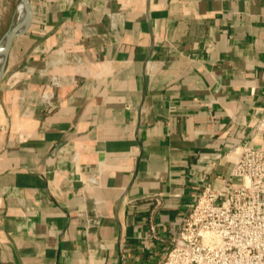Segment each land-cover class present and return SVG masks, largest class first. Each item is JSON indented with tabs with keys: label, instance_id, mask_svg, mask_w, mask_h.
<instances>
[{
	"label": "crops",
	"instance_id": "obj_1",
	"mask_svg": "<svg viewBox=\"0 0 264 264\" xmlns=\"http://www.w3.org/2000/svg\"><path fill=\"white\" fill-rule=\"evenodd\" d=\"M29 1L0 80V264H161L264 112V0Z\"/></svg>",
	"mask_w": 264,
	"mask_h": 264
},
{
	"label": "built area",
	"instance_id": "obj_2",
	"mask_svg": "<svg viewBox=\"0 0 264 264\" xmlns=\"http://www.w3.org/2000/svg\"><path fill=\"white\" fill-rule=\"evenodd\" d=\"M229 155V175L201 184L161 264H264V112Z\"/></svg>",
	"mask_w": 264,
	"mask_h": 264
},
{
	"label": "bare ground",
	"instance_id": "obj_3",
	"mask_svg": "<svg viewBox=\"0 0 264 264\" xmlns=\"http://www.w3.org/2000/svg\"><path fill=\"white\" fill-rule=\"evenodd\" d=\"M1 1V0H0ZM29 0H20L17 5L16 11L17 16L13 20L9 31L4 36L0 43V79L2 77V68L5 62V58L8 55L9 45L11 37L24 32L30 23L31 20V8L29 6Z\"/></svg>",
	"mask_w": 264,
	"mask_h": 264
},
{
	"label": "rangeland",
	"instance_id": "obj_4",
	"mask_svg": "<svg viewBox=\"0 0 264 264\" xmlns=\"http://www.w3.org/2000/svg\"><path fill=\"white\" fill-rule=\"evenodd\" d=\"M20 0H1L0 1V43L9 31V28L17 16V5Z\"/></svg>",
	"mask_w": 264,
	"mask_h": 264
},
{
	"label": "water",
	"instance_id": "obj_5",
	"mask_svg": "<svg viewBox=\"0 0 264 264\" xmlns=\"http://www.w3.org/2000/svg\"><path fill=\"white\" fill-rule=\"evenodd\" d=\"M29 4H30V1H29ZM29 6H30V5H29ZM30 22H31V20H30ZM29 26H30V23H29ZM29 26H28V27H29ZM27 29H28V28H27ZM27 29H26V30H27ZM26 30H25V31H26ZM25 31H24V32H25ZM24 32H22V33H24ZM22 33H20V34H16V35H14V36L11 37V41H10V45H9V49H10V47H11V44H12L14 38H15L16 36H18V35H21ZM8 51H9V50H8ZM6 58H7V56H6ZM6 58H5V62H4L3 68H2V72H3V73H4V67H5V63H6ZM2 76H3V74H2ZM1 78H2V77H1ZM0 80H1V79H0Z\"/></svg>",
	"mask_w": 264,
	"mask_h": 264
}]
</instances>
